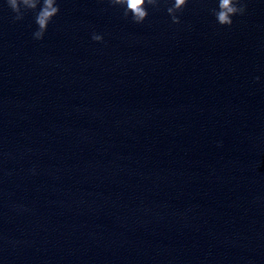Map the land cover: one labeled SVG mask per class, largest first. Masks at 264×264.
I'll return each instance as SVG.
<instances>
[{
  "label": "water",
  "instance_id": "1",
  "mask_svg": "<svg viewBox=\"0 0 264 264\" xmlns=\"http://www.w3.org/2000/svg\"><path fill=\"white\" fill-rule=\"evenodd\" d=\"M212 5L0 0V264H264V0Z\"/></svg>",
  "mask_w": 264,
  "mask_h": 264
},
{
  "label": "clouds",
  "instance_id": "2",
  "mask_svg": "<svg viewBox=\"0 0 264 264\" xmlns=\"http://www.w3.org/2000/svg\"><path fill=\"white\" fill-rule=\"evenodd\" d=\"M110 4L122 10L126 19L136 24H142L149 11L166 9L172 23H181V14L189 4V0H109ZM6 6L14 13L13 20L20 21L25 14H33L34 28L31 33L34 40H43L53 18L60 12V0H5ZM247 9V0H213L210 9L215 22L221 26H231L234 17L243 15ZM94 41H103L104 35L93 32ZM256 80L260 77L256 76Z\"/></svg>",
  "mask_w": 264,
  "mask_h": 264
}]
</instances>
